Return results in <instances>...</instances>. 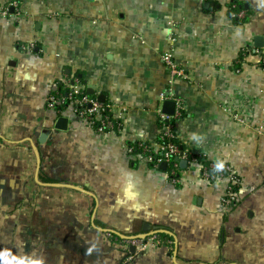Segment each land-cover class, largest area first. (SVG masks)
<instances>
[{
	"label": "crops",
	"instance_id": "1",
	"mask_svg": "<svg viewBox=\"0 0 264 264\" xmlns=\"http://www.w3.org/2000/svg\"><path fill=\"white\" fill-rule=\"evenodd\" d=\"M9 2L0 264H264V0ZM171 45L188 79H170L161 55ZM65 82L124 108L121 126L98 133L70 116L54 129L46 99ZM170 92L182 103L180 148L236 174L232 208L221 205L225 179H203L198 164L162 169L128 152L157 146ZM155 229L173 234L170 247L128 254L116 241Z\"/></svg>",
	"mask_w": 264,
	"mask_h": 264
},
{
	"label": "built area",
	"instance_id": "2",
	"mask_svg": "<svg viewBox=\"0 0 264 264\" xmlns=\"http://www.w3.org/2000/svg\"><path fill=\"white\" fill-rule=\"evenodd\" d=\"M8 6L18 9L16 0H10ZM8 6L2 11L3 15H7ZM234 16L241 17L242 15L234 14ZM168 39L170 44L174 41L173 37H168ZM172 50L173 45L161 55V60L168 70L170 79H174L175 77L188 79L187 73L174 62ZM62 86L61 90H55L48 95L46 105L49 109L59 115L75 117L78 122L91 127L98 133L111 131L121 126V113L119 112H124V108L115 113L114 107L110 104L101 103L94 96L80 90L78 86L69 85L67 82ZM166 98L174 100V112L172 115H166L158 110L160 119L158 142L155 147L144 145V150H147L145 153L147 161L154 167L163 162L175 165L174 158L177 157V159H185L191 164H198L203 179H225L226 187L224 195L221 198V205L224 209L232 208L237 200L235 188L239 182L232 167L225 161H206L203 155L190 153L180 148L176 142L174 119L180 116L182 103L178 98H174L171 92L166 95ZM133 151V147H128L129 153ZM159 233L161 232L153 230L133 235H118L119 237L116 236V241H118V246L126 252L131 246L135 248L136 252H146L150 248L159 245L170 247L171 239L163 240L160 238Z\"/></svg>",
	"mask_w": 264,
	"mask_h": 264
},
{
	"label": "water",
	"instance_id": "3",
	"mask_svg": "<svg viewBox=\"0 0 264 264\" xmlns=\"http://www.w3.org/2000/svg\"><path fill=\"white\" fill-rule=\"evenodd\" d=\"M255 41L257 42V45H259L258 41H260V38H255ZM89 91L92 93V90L89 89ZM174 106H175V103L172 100H165L162 103V108H161L162 110L161 111L163 113L167 114V115H172L173 112H174ZM58 116L59 117L56 118V121L54 123L53 128L54 129H58V130H66L67 123H68V118L66 116L59 115V114H58ZM174 159H177V157H175ZM179 162H180V164H186L185 160H180ZM165 166H166L165 162L160 164V168H162V169H164ZM156 230L157 229H155V231ZM157 231L161 232V233H167V234L173 236V234H170V233H168L167 231H164V230L163 231L162 230H157ZM127 252H128V254H134L136 252V250H135L134 247L131 246V247L128 248Z\"/></svg>",
	"mask_w": 264,
	"mask_h": 264
},
{
	"label": "trees",
	"instance_id": "4",
	"mask_svg": "<svg viewBox=\"0 0 264 264\" xmlns=\"http://www.w3.org/2000/svg\"><path fill=\"white\" fill-rule=\"evenodd\" d=\"M177 142V139H176ZM178 143V142H177ZM144 145H146L147 147H149V144L146 143H137L136 146H134V153H141V154H145L147 150H144ZM179 145V143H178ZM180 146V145H179ZM203 164V163H201ZM160 238L164 239H171V235L167 234V233H159Z\"/></svg>",
	"mask_w": 264,
	"mask_h": 264
}]
</instances>
